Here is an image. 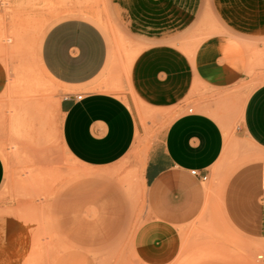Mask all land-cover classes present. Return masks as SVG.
<instances>
[{"label": "rangeland", "instance_id": "1", "mask_svg": "<svg viewBox=\"0 0 264 264\" xmlns=\"http://www.w3.org/2000/svg\"><path fill=\"white\" fill-rule=\"evenodd\" d=\"M198 4L195 14L171 25L159 41L136 33L117 0H0V62L9 79L0 98V264H145L133 249L148 217L145 165L167 126L190 109L211 115L222 128L230 125L227 173L263 156L242 131V112L252 91L264 84V38L232 32L210 0ZM68 18L87 19L103 31L110 60L101 84L130 103L139 123L132 149L106 167L82 165L64 148L60 103L67 91L41 66L45 34ZM215 35L229 41V60L243 69L223 89L194 74L197 49ZM161 45L185 64V96L171 106L167 95L173 89L146 87L137 70L145 53ZM157 76L169 79L167 72ZM253 264H264L263 249L255 251Z\"/></svg>", "mask_w": 264, "mask_h": 264}, {"label": "crops", "instance_id": "2", "mask_svg": "<svg viewBox=\"0 0 264 264\" xmlns=\"http://www.w3.org/2000/svg\"><path fill=\"white\" fill-rule=\"evenodd\" d=\"M117 1L129 12L136 33L159 41L165 40L171 25L189 19L199 6V0ZM210 6L232 32L264 38V0H210ZM229 47V41L217 35L199 46L193 57L197 80L219 89L235 81L243 69L229 60ZM180 57L168 46L153 47L137 69L146 87L173 89L172 96L167 95L172 97L170 106L185 96V64ZM109 60L105 34L84 18L56 22L41 45L43 70L67 91L60 103L62 144L78 163L93 168L121 160L139 131L130 103L101 84ZM161 72L168 73L166 82L157 81ZM8 83L0 62V98ZM242 131L263 156L228 173L223 168L231 127L222 128L207 113L178 116L153 144L144 169L148 217L133 238L142 262L253 264L255 251L264 250V84L245 103ZM4 179L0 156V187Z\"/></svg>", "mask_w": 264, "mask_h": 264}, {"label": "bare ground", "instance_id": "3", "mask_svg": "<svg viewBox=\"0 0 264 264\" xmlns=\"http://www.w3.org/2000/svg\"><path fill=\"white\" fill-rule=\"evenodd\" d=\"M127 67H128V66H127ZM20 126H21L20 119H19L18 116H16V117L14 118L13 127H14L15 129H18Z\"/></svg>", "mask_w": 264, "mask_h": 264}, {"label": "built area", "instance_id": "4", "mask_svg": "<svg viewBox=\"0 0 264 264\" xmlns=\"http://www.w3.org/2000/svg\"><path fill=\"white\" fill-rule=\"evenodd\" d=\"M81 97L82 96H78V99H81ZM189 112H193V109H190L189 110ZM192 174H194V175H198V173H197V171H192ZM203 180H206V176H203V177H201ZM260 258H262V257H260Z\"/></svg>", "mask_w": 264, "mask_h": 264}]
</instances>
